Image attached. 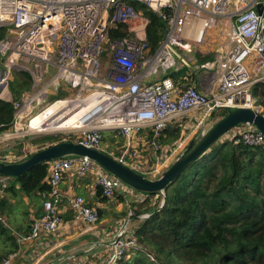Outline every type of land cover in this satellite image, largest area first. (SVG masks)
<instances>
[{"label":"built area","instance_id":"obj_1","mask_svg":"<svg viewBox=\"0 0 264 264\" xmlns=\"http://www.w3.org/2000/svg\"><path fill=\"white\" fill-rule=\"evenodd\" d=\"M133 2L145 4L166 22L165 34L154 50L148 41L149 19ZM219 17L229 24L226 31L222 30L223 42L211 60L195 66L212 71L214 81L205 90L197 85L178 88L170 73L195 63L192 54L196 46L205 43L207 30ZM125 25L124 35H111L124 30ZM2 26L7 32L0 40V98L12 100L9 78L13 69L28 72L33 81L30 91L20 100H12L14 121L5 136L21 133L25 129L23 119L46 101L50 89L57 91L63 85L75 92L64 100L78 102L79 106L88 100L92 104L81 115V126L62 130L61 141L107 152L104 142L108 133L122 142L116 152L107 153L154 179L176 155L177 149L163 150L160 143L172 119L200 110L196 119L201 124L210 121L217 110H233L247 103L263 111L252 87L264 80V0H0ZM36 116L27 124V131L33 134H37V128L31 125ZM223 137L250 145L264 142V133L251 123L237 125ZM147 143L150 157L143 155ZM24 157L13 160L4 155L0 162H18ZM49 169L50 190L43 200L42 215L32 220L27 233L16 235L18 248L0 264H17L21 246L42 234L62 241L64 218L60 206L64 197L59 187L70 172L79 177L94 174L107 198L122 194L130 199L107 244L108 258L102 264H119L132 250L142 249L133 223L134 218L150 215L145 212L136 217L134 204L148 198L145 192L127 185L88 156L54 159ZM9 178L0 177L4 185ZM159 194L163 206L165 191ZM66 203L75 220L91 227L99 224V210L84 196H68ZM0 223L9 226L1 210ZM148 255L155 260L153 254ZM86 261L73 258L68 264H88Z\"/></svg>","mask_w":264,"mask_h":264},{"label":"trees","instance_id":"obj_2","mask_svg":"<svg viewBox=\"0 0 264 264\" xmlns=\"http://www.w3.org/2000/svg\"><path fill=\"white\" fill-rule=\"evenodd\" d=\"M133 3L149 19L148 41L154 50L165 34L166 22L145 4ZM126 29L125 25L124 30L111 35L120 37ZM6 32L7 27H0V40ZM205 59L209 56L201 61ZM32 83L28 72L13 69L9 80L12 100H20ZM252 93L264 114V80L253 85ZM12 100L0 98V135L12 128ZM227 114L224 109L220 118ZM61 138L49 135L43 141L53 145ZM49 173V162L38 164L19 177H10L7 185L0 179V192L18 196L50 190ZM98 194L103 195L101 187ZM165 194L163 206L159 192H147L144 202L134 204L136 217L150 213L145 219L134 218L135 235L142 249L132 250L119 264H264V142L250 145L220 138L169 184ZM6 203V197L0 195L1 212ZM42 213L43 204L38 216ZM0 238L5 242L1 261L18 244L9 226L1 223Z\"/></svg>","mask_w":264,"mask_h":264},{"label":"crops","instance_id":"obj_3","mask_svg":"<svg viewBox=\"0 0 264 264\" xmlns=\"http://www.w3.org/2000/svg\"><path fill=\"white\" fill-rule=\"evenodd\" d=\"M221 20L222 18L219 17L217 22H221L225 25L224 21ZM215 40L218 42L217 44L213 43ZM222 42L223 40L218 39V34L215 37H211L210 35L205 45H198L197 52L210 54L209 51H211V53L215 55L219 44ZM210 46L215 47L213 49L209 48ZM195 52L192 54L194 59L196 58L195 63L186 65L183 69L174 71V74H172L178 88L184 85H197L201 90H205L214 81L215 77L212 71L195 68L198 60V54L195 55ZM204 57L206 58L208 56ZM212 58L209 57V59H205L201 61V63L211 60ZM205 78H207V82H205ZM169 133L170 132H165L161 137V141H163L161 144L163 150L171 148L169 144L171 141L167 139ZM146 140L148 141V137ZM144 148L146 150L143 154L144 157H150L152 151L149 147V143H147V146ZM98 187L94 174H90L86 177H79L74 172L67 173L59 187L64 197L60 206L64 218V223L61 227L62 241H57L51 238L49 234L45 233L37 240L24 243V245L21 246L23 251L20 258L17 260V264H68L73 258L87 260L86 262L88 264L104 263L108 258L107 244L113 236V231L116 229L117 224L126 214L128 209L126 200L130 199H127L122 194L107 198L104 195L98 194ZM37 192L39 194L41 192L40 207L33 206L30 197L26 194L10 196L9 192H0V195L7 199L2 213L8 219L9 228L12 230L15 238L17 234L27 233L30 229L32 220L38 217L42 212L43 200L46 198L49 190ZM74 194L84 196L91 205L97 207L100 212L99 224L91 227L84 222L74 219L73 212L68 208L66 203V198ZM104 197L107 199H104ZM19 206L22 207L24 218H20L19 220L15 218L13 222L14 216L19 211ZM134 224L135 223H133V225Z\"/></svg>","mask_w":264,"mask_h":264},{"label":"water","instance_id":"obj_4","mask_svg":"<svg viewBox=\"0 0 264 264\" xmlns=\"http://www.w3.org/2000/svg\"><path fill=\"white\" fill-rule=\"evenodd\" d=\"M258 11L262 13L261 5L258 6ZM2 88L3 86H0V90ZM242 103L244 104V100H242ZM243 123L254 124L264 133V114H262V111L248 106H237L233 110H228L226 116L216 120L205 131V134L192 138L175 161L166 168L161 176L154 179L126 166L101 149L88 147L73 141L57 142L34 152L22 161L0 162V176L19 177L38 164L69 155H80L95 160L106 171L139 191L162 192L196 159L204 155L213 143L222 138L230 129Z\"/></svg>","mask_w":264,"mask_h":264},{"label":"rangeland","instance_id":"obj_5","mask_svg":"<svg viewBox=\"0 0 264 264\" xmlns=\"http://www.w3.org/2000/svg\"><path fill=\"white\" fill-rule=\"evenodd\" d=\"M224 20L225 19H222L221 21H224ZM130 25H132V24H130ZM228 25H229L228 23L223 25V23L217 22L216 24L211 26L207 30L208 35H207V40L205 41L204 45L208 42L210 35H211V37H215L218 34V39L220 40L221 35H222V30L226 31ZM224 26H225V28L223 29ZM213 43L217 44L218 42L215 40ZM198 47L199 46H196V48H195V50H196L195 55L198 54L197 55V59H198L197 64L198 65L201 64V60L205 58L204 56H209L210 58H212L214 56L211 53V51H209L210 54H206L205 52H197ZM214 47L215 46H210L209 48L214 49ZM208 49H206V50H208ZM0 67H2L1 62H0ZM205 82H207V78H205ZM76 91H78V90H76ZM9 92H10V90H9ZM74 93H75L74 90H72L70 88H66L63 85L57 91H52V89H50V94H49L48 98L46 99V101L44 103L40 104L36 110L29 113L28 117H25L23 119V126L25 128L24 129L25 131L23 130V131H21V133H16V134L10 135L9 133L14 132L12 130L10 132H7L9 134L8 136H5L4 134L0 135V159L4 155H10V159H13V160L17 159L18 157L23 156V155H26V157H24V159L28 158L34 152L41 150V149H43L46 146L51 144L50 142L45 143L43 141L44 137L49 136V135H56L57 137L59 135L62 136V134L64 133L62 130H64V129H60L61 131L57 130V131H48V132L47 131L37 132V134L31 133L30 130H29L30 132H28L27 131L28 120H29V118H31L34 115L43 111L47 106H49L51 103L55 102L56 100L69 98ZM201 112L202 111H200V110L191 111V112H188L187 114H184V115H181V116H178V117L172 119V121L170 122L171 126H169L168 128H170L169 131L170 132L172 131V132L168 134L167 139L169 141H171V143H169L171 150L177 149V151H176V155H174V157H171V159L169 161V166L185 150L186 146L189 144V142L192 138L200 136L203 132L207 131L213 125V123L216 120H218L220 118V116L224 112V109L217 110L215 112L213 118L210 121L207 120V121L200 124L196 118L200 116ZM174 136H177V138L174 139ZM121 142H122L121 140H119L118 138H114L112 135L109 134V135H107V137L105 139L104 149L107 152H116V150H117V148ZM160 143L161 144L163 143V141H161V139H160ZM145 193H147V192H145ZM28 196L30 197L33 206H35V207L39 206L40 207L41 192H40V194L38 192H33V193L29 194ZM125 208H126V206H125ZM15 218H18V220L20 218L21 219L24 218V212L22 211L21 206H19V211L14 216L13 222H14ZM4 243H5L4 240L2 238H0V247H2V249L0 250V253L5 252L3 250ZM3 256H5V255H3Z\"/></svg>","mask_w":264,"mask_h":264},{"label":"bare ground","instance_id":"obj_6","mask_svg":"<svg viewBox=\"0 0 264 264\" xmlns=\"http://www.w3.org/2000/svg\"><path fill=\"white\" fill-rule=\"evenodd\" d=\"M89 102L90 100L79 106V104H77L78 102L66 101L63 99L50 105L42 113H38L32 120L31 125L33 128H37V132L57 131L60 129L79 127L83 121V119H80L81 115L85 110L91 107L92 103ZM245 106L251 107V104L247 103ZM203 134H205V132L202 133V135Z\"/></svg>","mask_w":264,"mask_h":264}]
</instances>
